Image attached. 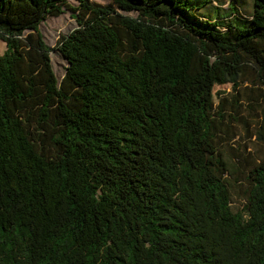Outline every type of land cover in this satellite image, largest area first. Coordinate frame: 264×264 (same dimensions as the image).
Here are the masks:
<instances>
[{
	"label": "trees",
	"instance_id": "1",
	"mask_svg": "<svg viewBox=\"0 0 264 264\" xmlns=\"http://www.w3.org/2000/svg\"><path fill=\"white\" fill-rule=\"evenodd\" d=\"M68 1L0 0V264H264V158L235 212L222 149L264 113V0Z\"/></svg>",
	"mask_w": 264,
	"mask_h": 264
},
{
	"label": "rangeland",
	"instance_id": "2",
	"mask_svg": "<svg viewBox=\"0 0 264 264\" xmlns=\"http://www.w3.org/2000/svg\"><path fill=\"white\" fill-rule=\"evenodd\" d=\"M101 6H113L112 0H90ZM193 6H201L189 13V17L194 21L212 15L213 18L231 16L230 0L212 1L214 6L207 5L209 0H190ZM244 18H249L254 11L253 0H237ZM71 8H77L76 0H69ZM117 12L130 17H137V13H124L116 9ZM65 13L59 17H49L46 22L39 26L46 44L51 48H57L62 37L68 36L78 28L74 19L75 12L66 8ZM6 45L0 41V54H4ZM52 65L58 80L61 81L68 68L67 61L55 51L51 54ZM243 85L242 91L251 93V88ZM216 91L230 92V86L218 87ZM243 115L248 120V126L243 123H230V130L227 134V141L222 147L224 160L228 165L229 180L232 184L233 210L238 212L245 203L246 175L247 171L253 168L254 164L264 158V113L256 118V113L249 110L248 103L243 104ZM261 134V139L258 135Z\"/></svg>",
	"mask_w": 264,
	"mask_h": 264
}]
</instances>
